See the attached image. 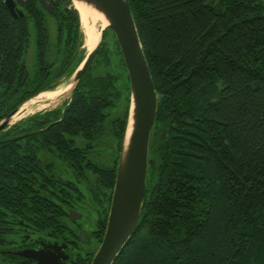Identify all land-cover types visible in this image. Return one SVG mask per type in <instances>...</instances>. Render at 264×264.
I'll return each mask as SVG.
<instances>
[{
	"label": "trees",
	"instance_id": "obj_1",
	"mask_svg": "<svg viewBox=\"0 0 264 264\" xmlns=\"http://www.w3.org/2000/svg\"><path fill=\"white\" fill-rule=\"evenodd\" d=\"M17 2L25 15L13 17L0 0V122L87 55L72 0ZM129 2L158 94L157 162L139 225L114 264H264V0ZM112 46L128 75L107 28L68 101L0 132V264L23 263L18 246L35 237L22 225L76 245L72 264H91L131 106ZM81 206L93 227L69 225L68 211Z\"/></svg>",
	"mask_w": 264,
	"mask_h": 264
},
{
	"label": "water",
	"instance_id": "obj_2",
	"mask_svg": "<svg viewBox=\"0 0 264 264\" xmlns=\"http://www.w3.org/2000/svg\"><path fill=\"white\" fill-rule=\"evenodd\" d=\"M78 1L86 2L102 13L108 25L101 29L99 41L73 74L75 85L94 62L107 28L116 35L130 78V114L118 161L108 222L103 240L91 261V264H114L141 220L147 173L152 164L150 142L157 114L158 94L129 0ZM4 3L13 17L25 15L17 0H4ZM20 109L17 108L0 122V132L9 127L12 117ZM71 216L75 219L78 217L77 214ZM66 246L60 244L55 250V245L42 243V247L27 249L20 254L36 259V264H60L59 261L68 258L64 255Z\"/></svg>",
	"mask_w": 264,
	"mask_h": 264
},
{
	"label": "bare ground",
	"instance_id": "obj_3",
	"mask_svg": "<svg viewBox=\"0 0 264 264\" xmlns=\"http://www.w3.org/2000/svg\"><path fill=\"white\" fill-rule=\"evenodd\" d=\"M74 6L78 9L80 13L82 30H83V33L85 34V47L89 48L88 50L91 51L100 39L101 29L105 28L108 25V21L102 13H100L98 10H96L94 7L87 4L86 2L75 0ZM74 86H75V83L74 81H72L68 83L67 85H65L64 87L60 88V90H58L57 92H54L57 90L56 89L54 91H49V92L41 93L40 95H37V97L30 99L33 101L31 102V104L24 107L25 109L21 107L19 112H17L12 117V121L13 122L17 121L23 118L24 116L34 112L33 105H35V102H37V100L39 99L47 98V99L54 100V102H59L60 99H62L63 97H66L68 94H71V92H73ZM23 109L26 110L24 114H22L21 112Z\"/></svg>",
	"mask_w": 264,
	"mask_h": 264
},
{
	"label": "rangeland",
	"instance_id": "obj_4",
	"mask_svg": "<svg viewBox=\"0 0 264 264\" xmlns=\"http://www.w3.org/2000/svg\"><path fill=\"white\" fill-rule=\"evenodd\" d=\"M71 6H73V7H75L74 6V2L72 1V4H71ZM76 8V7H75ZM78 10V9H77ZM80 14V13H79ZM51 26H52V28H53V36L56 38V36H57V34H56V25H55V23H54V21L53 20H51ZM30 29H31V32H32V43H31V47H30V50H29V53H28V56H27V64H28V66L29 67H32V65H33V62H34V56H35V47H36V40H35V30H34V27H33V24L32 23H30ZM84 36H85V34H84ZM109 40H111L112 41V37L110 36L109 37ZM84 48H86L85 47V44H84V46H83ZM89 48H86V51H87V54H88V52H89V50H88ZM111 52H112V54H113V65H114V68H115V71L117 72V74L120 76V80L122 81V88L123 89H125L126 87H127V85H128V83H129V80L127 79V73L125 72V70H124V67H123V64H122V62H121V59H120V56H119V54H118V52H117V50L115 49V46H112L111 47ZM74 78H73V74L72 75H69V76H67V77H64V78H62L61 80H59L58 81V83H57V87L54 89V90H56V91H54V90H51V91H54V92H57L58 90H60V88H62V87H64L65 85H67L68 83H70V82H72V81H74L73 80ZM74 83H76L75 81H74ZM75 87V86H74ZM46 92H49V91H44L43 93H46ZM71 94H72V92H71ZM71 94H68L66 97H63L62 99H60V101L59 102H54V100H51V99H47V98H42V99H39V100H37V102H35V105H33L34 107H33V110H34V112H32V113H30V114H28V115H26V116H24L23 118H21V119H19V120H17V121H12L11 123H10V125H9V127H11V126H13L14 124H16V123H19L20 122V120H23V119H25V118H27V117H29V116H31V115H34V114H36V113H39V112H43V111H46V110H52V109H56V108H59L60 106H62L66 101H68L70 98H71ZM40 95V94H39ZM46 95V94H45ZM44 96V95H43ZM68 97V98H67ZM57 99V98H56ZM33 100H28L27 102H25L24 104H23V106H21V107H26L27 105H29V104H31V102H32ZM42 101V102H41ZM50 101V102H49ZM50 105V106H49ZM40 107V108H39ZM51 107V108H50ZM44 108V109H43ZM25 109V108H24ZM23 109V110H24ZM39 109V110H38ZM21 111L22 112V114H24L25 112H26V110H24V111ZM20 112V113H21ZM19 113V114H20ZM150 157L152 158V164H151V167L152 166H154V163L155 162H157L156 161V157H155V155L152 153V151L150 150Z\"/></svg>",
	"mask_w": 264,
	"mask_h": 264
},
{
	"label": "flooded vegetation",
	"instance_id": "obj_5",
	"mask_svg": "<svg viewBox=\"0 0 264 264\" xmlns=\"http://www.w3.org/2000/svg\"><path fill=\"white\" fill-rule=\"evenodd\" d=\"M41 93H43V92H41ZM71 214H75V215L77 214L78 215L77 219L73 218L71 216ZM68 216L71 219L69 225L73 228L82 227L81 230L88 229L91 226L93 227V225L97 221L94 214H90V213L87 214V211H86V209H84V206H81V208H73L72 207L68 211ZM20 223L24 224L23 220H21ZM22 228L26 232L25 233L26 238L31 237V235L28 232L34 233L33 236L35 238L32 240L33 242H29V243H27V242L23 243L22 242L21 245H19V246L17 245L19 247L20 252H23L27 249L40 248V247H42V243L55 245L54 249L57 250L58 245L64 243L67 245L66 246L67 248H65L64 255H66L68 258L66 260L59 261V263L60 264H72V263H74V261H75L74 259L76 257V254L78 253V250L76 249L77 248L76 245L70 244L68 242H62V241H60L59 238H56V237L55 238L51 237L49 240H43V239L40 240V235L37 234L38 230L36 228H34L33 226H30V225H26V226L22 225ZM37 237H39V238H37ZM31 238H33V237H31ZM21 256L23 257V263L22 264H25V263L26 264H36L37 263L36 259L24 256V255H21Z\"/></svg>",
	"mask_w": 264,
	"mask_h": 264
}]
</instances>
